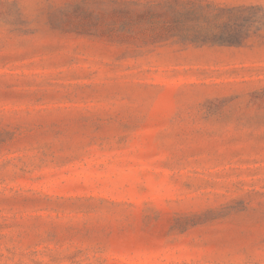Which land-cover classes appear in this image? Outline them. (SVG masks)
<instances>
[{
  "label": "rangeland",
  "instance_id": "374dc122",
  "mask_svg": "<svg viewBox=\"0 0 264 264\" xmlns=\"http://www.w3.org/2000/svg\"><path fill=\"white\" fill-rule=\"evenodd\" d=\"M0 264H264V0H0Z\"/></svg>",
  "mask_w": 264,
  "mask_h": 264
}]
</instances>
